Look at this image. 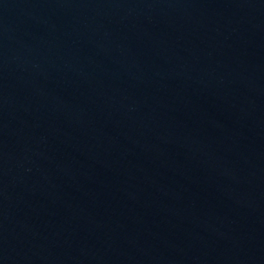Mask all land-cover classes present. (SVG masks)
<instances>
[{"label":"water","instance_id":"obj_1","mask_svg":"<svg viewBox=\"0 0 264 264\" xmlns=\"http://www.w3.org/2000/svg\"><path fill=\"white\" fill-rule=\"evenodd\" d=\"M0 264H264V0H0Z\"/></svg>","mask_w":264,"mask_h":264}]
</instances>
